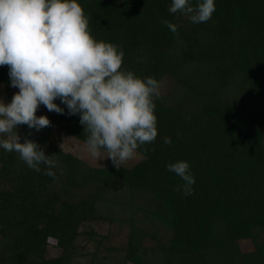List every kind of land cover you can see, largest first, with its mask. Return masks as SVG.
Here are the masks:
<instances>
[{
    "label": "trees",
    "instance_id": "1",
    "mask_svg": "<svg viewBox=\"0 0 264 264\" xmlns=\"http://www.w3.org/2000/svg\"><path fill=\"white\" fill-rule=\"evenodd\" d=\"M77 2L91 35L123 51V70L168 82L154 101L158 135L117 169L51 139L56 129L86 140L59 99L63 114L45 107L50 126H18L55 177L0 148V264H264V0H214L198 24L170 13L172 0ZM0 83L14 88L7 66ZM178 160L191 195L173 190L183 182L166 165Z\"/></svg>",
    "mask_w": 264,
    "mask_h": 264
},
{
    "label": "clouds",
    "instance_id": "2",
    "mask_svg": "<svg viewBox=\"0 0 264 264\" xmlns=\"http://www.w3.org/2000/svg\"><path fill=\"white\" fill-rule=\"evenodd\" d=\"M168 11L186 15L194 23L211 19L214 0H172ZM171 32L177 25L161 21ZM123 51L115 44L96 40L88 17L77 0H0V66L8 67L10 84L18 88L8 103L0 99V148L15 152L30 169L46 175L55 161L33 140L21 142L20 125L41 130L50 126L45 115H36L40 105L64 113L54 101L66 105L69 115L79 114L86 133V148L93 157L101 150L113 167L133 159L142 145L155 141V99L159 82L123 70ZM171 144L170 137H164ZM104 157V158H105ZM183 183L173 190L185 196L193 192L195 177L187 161L166 165Z\"/></svg>",
    "mask_w": 264,
    "mask_h": 264
},
{
    "label": "rangeland",
    "instance_id": "3",
    "mask_svg": "<svg viewBox=\"0 0 264 264\" xmlns=\"http://www.w3.org/2000/svg\"><path fill=\"white\" fill-rule=\"evenodd\" d=\"M168 85L167 81H163L162 85L160 86V89H163ZM18 91V88H11L8 91L3 88V85L0 83V99L3 100V102L8 103L11 101V98L15 92ZM36 115H45L46 116V110L44 105H40V107L37 109ZM51 139L56 142L58 146H60L64 151L71 152L73 155L80 157L87 162H89L92 166H104L106 164L112 163L110 158L105 157L107 155L106 151H101L99 157H93L86 148V144L79 141L75 137L69 135L68 133L60 130H53L51 134ZM105 157V158H104ZM137 161V156L127 162H125L122 165L131 166L134 162ZM49 241L51 242L50 246L48 247V254L51 256L57 255L59 253V249L52 246L53 239L50 238ZM79 241V240H78ZM82 242V241H79ZM90 249V248H89ZM88 249H85V251ZM83 257H80L81 259Z\"/></svg>",
    "mask_w": 264,
    "mask_h": 264
}]
</instances>
